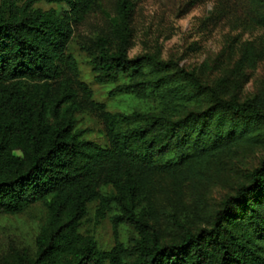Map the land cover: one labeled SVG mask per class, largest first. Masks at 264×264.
Returning a JSON list of instances; mask_svg holds the SVG:
<instances>
[{
    "label": "trees",
    "instance_id": "trees-1",
    "mask_svg": "<svg viewBox=\"0 0 264 264\" xmlns=\"http://www.w3.org/2000/svg\"><path fill=\"white\" fill-rule=\"evenodd\" d=\"M99 1L0 3V215L21 214L35 204L48 208L37 254L26 264H264V164L253 172L249 186L224 203L210 229L194 232L175 220L176 238L167 243L151 222L156 177L181 170L184 178L186 170L198 173L204 162L264 143L263 100H225L195 72L179 70L175 81L162 76L169 67L160 51L131 58L135 0L117 1L114 42L98 39L90 54L92 72L99 85L129 80L112 96L146 100L158 93L159 112L103 113L109 139L104 147L78 129L82 105L72 81L52 91L62 67L78 77L68 46L74 25L84 23ZM239 1L255 8L248 27L264 30V0ZM40 3L64 10L59 15L36 9ZM262 60L264 44L250 41L239 67L255 69ZM147 69L152 75L145 74ZM79 88L91 101L88 86ZM102 186L113 193L103 195ZM94 202H99V220L113 214L116 243L110 252L81 234ZM124 226L139 236L132 248L119 241Z\"/></svg>",
    "mask_w": 264,
    "mask_h": 264
},
{
    "label": "rangeland",
    "instance_id": "rangeland-1",
    "mask_svg": "<svg viewBox=\"0 0 264 264\" xmlns=\"http://www.w3.org/2000/svg\"><path fill=\"white\" fill-rule=\"evenodd\" d=\"M117 1L100 0L84 23L74 25L67 55L76 61L79 75L75 77L68 68L62 67L61 78L51 84L52 91L57 92L61 82L72 81L82 105L81 112L76 115L78 129L87 131L86 140L104 147L109 145V139L103 113L159 112L158 93L146 100L132 95L112 96L113 89L129 80L107 85L95 82L90 54L98 39L114 42L111 29L118 19ZM135 4L131 58L160 51L169 67L160 73L162 76H171L175 81L173 75L179 70L195 72L205 86L217 89L225 100L244 103L259 97L264 101V60L255 69L239 67L247 42L252 41L258 47L264 44V30L248 27L249 21L256 18L250 2L135 0ZM35 8L53 9L59 15L64 10L62 5L46 3L37 4ZM145 74L152 75V69H147ZM79 84L91 90V101L86 100ZM184 85L191 88L186 81ZM95 105H103L104 110ZM262 133L264 135V127ZM263 164L264 143H261L204 162L197 166L198 173L189 174L185 169L184 178L179 177L181 170L177 174L159 175L155 179L156 192L151 204L155 219L151 222L158 224L167 243L176 238L175 220L194 232L210 229L224 203L241 187L249 186L253 172ZM101 193L110 195L113 191L102 186ZM98 209L99 202L88 205L81 234L94 237L101 251L110 252L116 243L111 221L113 214L99 220ZM47 220L45 204H35L17 215H0V264H26L28 259L34 258L37 239ZM138 239L133 228H120L119 241L126 248H132Z\"/></svg>",
    "mask_w": 264,
    "mask_h": 264
}]
</instances>
